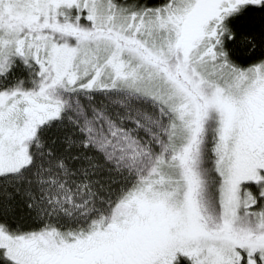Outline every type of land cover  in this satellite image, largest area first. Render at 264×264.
<instances>
[{
	"label": "snow or ice",
	"instance_id": "1",
	"mask_svg": "<svg viewBox=\"0 0 264 264\" xmlns=\"http://www.w3.org/2000/svg\"><path fill=\"white\" fill-rule=\"evenodd\" d=\"M251 12L0 0V194L30 221L0 212V264H264V58L232 49Z\"/></svg>",
	"mask_w": 264,
	"mask_h": 264
},
{
	"label": "trees",
	"instance_id": "2",
	"mask_svg": "<svg viewBox=\"0 0 264 264\" xmlns=\"http://www.w3.org/2000/svg\"><path fill=\"white\" fill-rule=\"evenodd\" d=\"M237 42L232 46L234 59L241 66L257 63L264 58V14L251 12L234 21L232 25ZM253 47H249V45ZM11 192V189H9ZM0 212L15 222L30 223L28 210L19 194L11 197L0 194Z\"/></svg>",
	"mask_w": 264,
	"mask_h": 264
},
{
	"label": "rangeland",
	"instance_id": "3",
	"mask_svg": "<svg viewBox=\"0 0 264 264\" xmlns=\"http://www.w3.org/2000/svg\"><path fill=\"white\" fill-rule=\"evenodd\" d=\"M16 75H20V76L24 75L23 70L22 69L21 70H18L17 73H16Z\"/></svg>",
	"mask_w": 264,
	"mask_h": 264
}]
</instances>
